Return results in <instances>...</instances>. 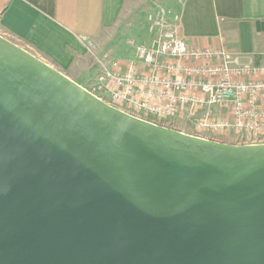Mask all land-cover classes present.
Segmentation results:
<instances>
[{
    "label": "water",
    "instance_id": "95a60500",
    "mask_svg": "<svg viewBox=\"0 0 264 264\" xmlns=\"http://www.w3.org/2000/svg\"><path fill=\"white\" fill-rule=\"evenodd\" d=\"M0 264H264V143L136 117L0 34Z\"/></svg>",
    "mask_w": 264,
    "mask_h": 264
},
{
    "label": "built area",
    "instance_id": "2783aa9c",
    "mask_svg": "<svg viewBox=\"0 0 264 264\" xmlns=\"http://www.w3.org/2000/svg\"><path fill=\"white\" fill-rule=\"evenodd\" d=\"M129 44L144 71L134 62L122 71L119 60L99 61L100 71L84 86L87 90L157 124L185 120L188 134L264 143V65L243 63L223 46H190L170 28L151 45Z\"/></svg>",
    "mask_w": 264,
    "mask_h": 264
},
{
    "label": "crops",
    "instance_id": "0c3cea01",
    "mask_svg": "<svg viewBox=\"0 0 264 264\" xmlns=\"http://www.w3.org/2000/svg\"><path fill=\"white\" fill-rule=\"evenodd\" d=\"M126 2L0 0V34L87 86L100 71L98 63L90 62V43L118 23ZM169 6L168 27L190 46H223L239 54L243 63L264 65V0H170ZM127 45L130 54L114 60L121 62L122 71L131 62L144 71L134 47ZM107 102L112 103L110 96ZM176 122L181 131L189 128L185 120Z\"/></svg>",
    "mask_w": 264,
    "mask_h": 264
},
{
    "label": "rangeland",
    "instance_id": "374dc122",
    "mask_svg": "<svg viewBox=\"0 0 264 264\" xmlns=\"http://www.w3.org/2000/svg\"><path fill=\"white\" fill-rule=\"evenodd\" d=\"M170 0H127L124 11L118 23L111 29L105 30L101 36L90 43L89 56L91 63L114 60L129 55L130 40H157L169 27L167 14L172 11ZM136 41V42H137ZM167 127L182 129L175 123H163ZM184 128V127H183ZM188 131V128L184 130ZM222 141L234 144H251L249 138L224 136Z\"/></svg>",
    "mask_w": 264,
    "mask_h": 264
}]
</instances>
